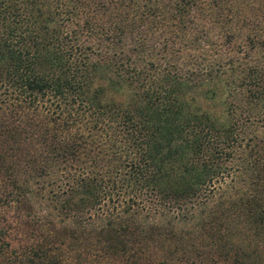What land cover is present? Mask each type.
<instances>
[{
    "label": "trees",
    "instance_id": "16d2710c",
    "mask_svg": "<svg viewBox=\"0 0 264 264\" xmlns=\"http://www.w3.org/2000/svg\"><path fill=\"white\" fill-rule=\"evenodd\" d=\"M233 19L226 0H0V264H137L165 212L209 259L239 261L240 233L264 264V40L233 46Z\"/></svg>",
    "mask_w": 264,
    "mask_h": 264
},
{
    "label": "rangeland",
    "instance_id": "374dc122",
    "mask_svg": "<svg viewBox=\"0 0 264 264\" xmlns=\"http://www.w3.org/2000/svg\"><path fill=\"white\" fill-rule=\"evenodd\" d=\"M227 4L233 7L240 8L243 12L244 19L235 20L220 25L219 22H214L215 26L210 25V34L217 31L218 26L225 28H231L233 34L232 45H243L245 44V36L247 33H254L260 37H253L256 40H264V0H226ZM207 20L204 21L205 26H208ZM230 26V27H227ZM213 27V28H212ZM234 42V43H233ZM243 50V49H240ZM191 55L197 54V62L204 61V59L212 58L211 54H214L210 47L205 46L202 49L191 51ZM244 52V51H243ZM228 53L233 54L228 51ZM188 54V53H187ZM226 54V53H225ZM242 54V51H241ZM254 56L259 59H264V47L263 49L253 51ZM252 54V55H253ZM190 53L188 54V56ZM188 59V58H187ZM186 60V57H185ZM167 207V206H165ZM187 215L184 219L172 217L168 212H165L157 217V215L150 216L148 220H153L156 225L160 226L165 232L162 239H156L150 243L142 246L139 255L141 257L137 264H165V260L169 259L172 263L177 264L180 261L190 264L191 258H188L193 249L200 252V257L194 258V264H231L230 261H223L221 258L209 259L207 255V248L210 239L207 237H199L196 235L191 228L192 218H188ZM194 216V215H192ZM187 220V221H186ZM170 222V224H167ZM196 235V236H195ZM168 236L170 238H168ZM245 234H235L231 237V241L241 246L239 249L242 253V257L239 261L234 262L235 264H257L259 258L253 254L254 244L252 242L245 241ZM228 240V239H226ZM247 240V239H246ZM253 248V249H252ZM194 252V251H192ZM192 254V253H191ZM194 254V253H193ZM190 257V256H189ZM262 262H264V254H262ZM259 264V263H258Z\"/></svg>",
    "mask_w": 264,
    "mask_h": 264
}]
</instances>
